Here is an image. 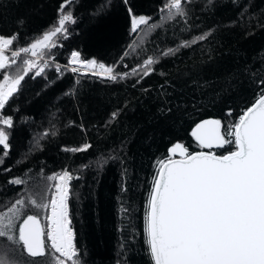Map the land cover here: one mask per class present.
I'll use <instances>...</instances> for the list:
<instances>
[{
    "label": "trees",
    "instance_id": "1",
    "mask_svg": "<svg viewBox=\"0 0 264 264\" xmlns=\"http://www.w3.org/2000/svg\"><path fill=\"white\" fill-rule=\"evenodd\" d=\"M64 2L0 0V35L15 40L5 55L11 59L12 51L58 26ZM164 2L69 0L64 12H74L76 19L68 24L67 38L58 36L53 41L57 46L45 49L39 58L21 53L15 65L0 69V81L4 75L25 76L0 113V120L11 116L14 124L11 129L0 124L11 133L10 155L5 159L0 146V161L3 168H12L6 174L0 170V204L14 201L17 194L47 203L55 190V181L48 177L67 168L73 176L69 215L83 264H153L144 229L158 161L168 158L175 141L189 151L201 149L191 134L199 120L218 119L226 133L260 91L253 81L264 78V0H238V5L214 0L206 11L207 0H192L186 5L188 23L168 21L166 13L158 11ZM129 8L137 16L152 17L135 34ZM209 29L213 31L206 40L180 47ZM168 49L179 50L163 56ZM72 50L129 75L112 81L73 72L64 65ZM149 56L158 63L141 78ZM25 59L46 61L41 65L44 72L18 71L26 67ZM73 89L74 95H65ZM117 109L119 116L109 123ZM46 129L57 135H47L37 146ZM84 144L90 147L73 151ZM215 149L221 154L235 145ZM17 176L25 183L8 186ZM28 214H38L43 225L47 209L31 207ZM23 258L28 264H54L53 256Z\"/></svg>",
    "mask_w": 264,
    "mask_h": 264
},
{
    "label": "snow or ice",
    "instance_id": "2",
    "mask_svg": "<svg viewBox=\"0 0 264 264\" xmlns=\"http://www.w3.org/2000/svg\"><path fill=\"white\" fill-rule=\"evenodd\" d=\"M191 2L165 0L158 11L166 13L168 21L180 19L188 23L189 10L186 5ZM68 3L69 0H65L58 10V26L44 31L41 38L28 46L12 51L11 59L5 52L15 40L0 35V69L15 65L21 53H30L32 57L39 58L45 49L57 46L53 41L61 34L66 39L68 24L75 23L76 19L74 12H64ZM213 3L214 0H207L204 10H208ZM232 3L238 5V0H232ZM128 11L133 34L152 20V17L133 14L131 8ZM212 31L203 32L191 42L183 41L180 47H190L206 40ZM129 49L137 51L132 45H129ZM178 50L168 49L162 55H175ZM44 63L46 61L37 63V60L25 59L23 64L26 67L18 71L28 74L30 70L39 68L36 74L41 75L44 72L41 65ZM156 63L158 60L152 56L144 59L142 67L147 70L143 71L141 78L149 76L154 71L152 65ZM69 64L92 69L93 75L112 81L125 79L129 75L128 72L121 74L114 65H106L95 58L81 59V53L75 50L71 52ZM71 70L76 72L78 68L74 66ZM136 71V68L131 69L132 74ZM24 79L22 75H4L3 81H0V113L10 98L18 93ZM253 83L259 85L260 91L226 133H222L218 119L203 120L192 130V135L202 146L211 148L214 144L217 147L234 144L235 150L218 156L211 152L188 153L181 144H175L168 149V158L158 161L157 175L146 205L144 229L153 264H264V78ZM74 94V89L65 93ZM119 112L117 109L111 114L109 123L119 116ZM228 114H232L231 110ZM72 123L70 121L69 126ZM0 124L11 129L14 126L13 118H4ZM49 134L55 136L57 132L46 129L35 141L37 146ZM226 136L234 139H226ZM10 137V131L0 127V146L5 159L10 155ZM89 147V144H84L73 151H83ZM177 151L181 158L173 159ZM24 159H28L27 154ZM0 170L6 174L12 168H3L0 161ZM48 180L55 181V192L47 203L41 204L29 195L17 194L18 198L14 201L0 204V244L4 245L0 248V264H28L24 256L33 261L53 256L54 264H65V260L69 264H83L74 242L69 215L73 176L65 168L49 176ZM24 183L19 176L7 181L8 186ZM0 191H3L2 187ZM30 206L49 210L43 225L38 214H28ZM18 220L21 222L17 224ZM17 251L21 253L19 256L15 255Z\"/></svg>",
    "mask_w": 264,
    "mask_h": 264
},
{
    "label": "water",
    "instance_id": "3",
    "mask_svg": "<svg viewBox=\"0 0 264 264\" xmlns=\"http://www.w3.org/2000/svg\"><path fill=\"white\" fill-rule=\"evenodd\" d=\"M253 102H254V100H253ZM251 105V104H250ZM249 105V106H250ZM242 115V114H241ZM212 119H214V118H206V119H202V120H199L198 122H196L194 125H193V127H192V129H191V134H192V130L195 128V126H196V124L197 123H199V122H201V121H203V120H212ZM192 137L194 138V140L202 147V149H199V150H193V151H188V153H196V152H210L208 149H210V148H208V147H205V146H202L197 140H196V138L192 135ZM174 145L175 144H179V142L178 141H175L174 143H173ZM183 146V145H182ZM184 147V146H183ZM217 146L214 144L211 148H216ZM185 148V147H184ZM204 148V149H203ZM235 150V149H234ZM231 151H233V150H231ZM230 152V151H229ZM228 152H226L225 154H227ZM212 154H214V153H212ZM225 154H223V155H225ZM215 155H218V154H215ZM218 156H222V155H218ZM173 159H180L181 157H180V155H179V151H177V153L175 154V155H173V157H172ZM167 159V158H166ZM165 159V160H166ZM156 175H157V172H156ZM155 175V176H156ZM49 211V210H48Z\"/></svg>",
    "mask_w": 264,
    "mask_h": 264
},
{
    "label": "built area",
    "instance_id": "4",
    "mask_svg": "<svg viewBox=\"0 0 264 264\" xmlns=\"http://www.w3.org/2000/svg\"><path fill=\"white\" fill-rule=\"evenodd\" d=\"M72 51H74V50H72ZM71 51V52H72ZM76 51V50H75ZM71 52H70V55H71ZM29 56H31V54L30 53H28L27 54V58L29 57ZM81 59H84V58H82L81 57ZM68 61V60H67ZM100 62V61H99ZM68 63H69V61H68ZM64 65L68 68V69H72V68H70L69 66H68V64H67V62L66 63H64ZM78 66V65H77ZM226 139H231V137H228V136H226L225 137ZM198 150V149H197ZM211 153H214V154H218V155H223V154H225L226 152H229V151H226V152H224V153H217V151H216V149L215 148H210V149H208Z\"/></svg>",
    "mask_w": 264,
    "mask_h": 264
},
{
    "label": "rangeland",
    "instance_id": "5",
    "mask_svg": "<svg viewBox=\"0 0 264 264\" xmlns=\"http://www.w3.org/2000/svg\"><path fill=\"white\" fill-rule=\"evenodd\" d=\"M69 59H70V54H69L67 60L69 61ZM68 61H67V64H68V66H69L70 68L76 66V67L78 68V71H79V72H88V73H92V69H85V68L79 67V66H77V65H70V64L68 63ZM1 81H3V79H2ZM231 139H234V137H231ZM54 189H55V188H54ZM54 192H55V190H54Z\"/></svg>",
    "mask_w": 264,
    "mask_h": 264
},
{
    "label": "flooded vegetation",
    "instance_id": "6",
    "mask_svg": "<svg viewBox=\"0 0 264 264\" xmlns=\"http://www.w3.org/2000/svg\"><path fill=\"white\" fill-rule=\"evenodd\" d=\"M179 142V144H181V145H183L188 151H189V148L185 145V144H183L181 141H178ZM174 144H172L170 147H172ZM200 149V148H199ZM198 149V150H199ZM202 149V148H201ZM204 149V148H203ZM47 214H48V209H47Z\"/></svg>",
    "mask_w": 264,
    "mask_h": 264
}]
</instances>
